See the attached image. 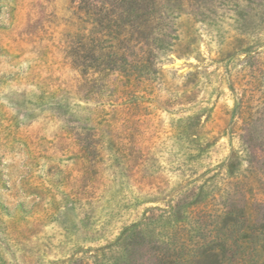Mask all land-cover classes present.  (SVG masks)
<instances>
[{
    "label": "rangeland",
    "instance_id": "1",
    "mask_svg": "<svg viewBox=\"0 0 264 264\" xmlns=\"http://www.w3.org/2000/svg\"><path fill=\"white\" fill-rule=\"evenodd\" d=\"M0 264H264V0H0Z\"/></svg>",
    "mask_w": 264,
    "mask_h": 264
}]
</instances>
